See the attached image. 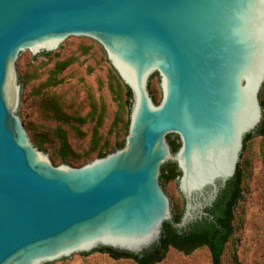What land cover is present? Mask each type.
Segmentation results:
<instances>
[{"label": "water", "instance_id": "obj_1", "mask_svg": "<svg viewBox=\"0 0 264 264\" xmlns=\"http://www.w3.org/2000/svg\"><path fill=\"white\" fill-rule=\"evenodd\" d=\"M81 40L100 43L130 88L128 133L80 167L55 165L21 118L22 63ZM263 86L264 0H0V264L153 247L178 214L168 162L185 200L175 226L213 218L263 120Z\"/></svg>", "mask_w": 264, "mask_h": 264}, {"label": "rangeland", "instance_id": "obj_2", "mask_svg": "<svg viewBox=\"0 0 264 264\" xmlns=\"http://www.w3.org/2000/svg\"><path fill=\"white\" fill-rule=\"evenodd\" d=\"M68 58L73 61L59 73V83L47 86L46 81L53 75L56 63ZM112 69L103 46L91 40L73 42L57 56L29 53L23 61L21 87L27 93L21 118L32 131L36 146L41 141L55 165L66 162L80 167L97 157L96 152L87 156L92 142L94 121L89 119L84 124L77 120L60 122L53 115L55 103L59 104L64 113L75 118L88 116L91 110L88 94L92 93L98 104V114L103 118L100 126L101 143L109 141L110 149L117 142L125 140L130 106L126 103L117 124L114 125L120 108L109 88ZM124 98L129 101L126 95ZM260 100H263V96ZM58 126L67 131L71 146L68 161L58 154L60 144L55 134ZM171 138L180 146L179 139ZM244 160H248V167L242 184L244 198L237 210L239 226L226 247L221 264H264V136H254L249 141V152ZM179 180L178 173L172 179H166V192L178 214L185 209ZM65 264L138 263L128 257L113 258L102 251L99 255H81ZM158 264L212 263L209 250L202 247L190 255L171 248L165 259Z\"/></svg>", "mask_w": 264, "mask_h": 264}, {"label": "trees", "instance_id": "obj_3", "mask_svg": "<svg viewBox=\"0 0 264 264\" xmlns=\"http://www.w3.org/2000/svg\"><path fill=\"white\" fill-rule=\"evenodd\" d=\"M46 56H49L51 52H45ZM73 59L68 58L56 63L53 69V75L46 81L47 86H54L59 83L58 75L67 66L72 63ZM111 79L109 82V88L116 99V103L120 108V113H118V118L114 125L117 124L119 117L121 116V111L124 110L126 103L131 107L132 103V92L130 88L123 82L116 70L113 68L111 71ZM263 100L261 101L264 108V86L262 88ZM124 95L129 97V101L124 98ZM90 98L91 110L88 116L75 118L62 111L58 103L53 105V115L56 120L60 122H71L77 120L79 123L84 124L89 119L94 121V129L92 142L89 150L87 151V156L92 153H97V157L105 156L106 154L117 150L124 146L125 140L123 142H117L112 148L109 149V141L101 143L102 136L100 135V126L102 124L103 118L98 114V104L92 93L88 94ZM129 107V109H130ZM122 109V110H121ZM129 123L127 125L128 130ZM55 134L59 140V150L58 154L63 160L68 161V156L71 153V146L69 143L67 131L62 126H58L55 129ZM254 136H264V117L261 124L256 130L247 133L244 139V148L247 147V142L251 141ZM38 147L45 152L48 150L44 147V144L39 141ZM172 150L176 151L179 148L174 141H170ZM248 167V160L242 162V166H237V171L234 176L223 188L214 203V205L209 208L210 216H206L201 220L193 222L189 226L178 229L175 223L180 221L183 212L179 214H174V218L171 221L164 223L163 231L159 241L151 248L145 250L140 254H133L127 251L115 250L109 247H100L98 250L105 251L113 258L128 257L134 259L138 264H158L162 262L167 252L173 248L184 254L190 255L199 248L206 247L210 252L211 263L221 264L222 258L224 256L226 247L232 241L235 236V232L239 226V219L237 218V210L239 205L243 200V180L245 171ZM181 175L177 163L168 162L162 167V179H172L174 176ZM84 254V253H82ZM236 259V256H235Z\"/></svg>", "mask_w": 264, "mask_h": 264}, {"label": "flooded vegetation", "instance_id": "obj_4", "mask_svg": "<svg viewBox=\"0 0 264 264\" xmlns=\"http://www.w3.org/2000/svg\"><path fill=\"white\" fill-rule=\"evenodd\" d=\"M178 142L180 143V140Z\"/></svg>", "mask_w": 264, "mask_h": 264}]
</instances>
